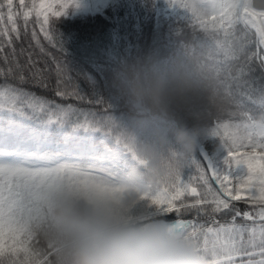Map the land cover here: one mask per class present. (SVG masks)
Instances as JSON below:
<instances>
[{"label": "snow or ice", "instance_id": "6c2138e0", "mask_svg": "<svg viewBox=\"0 0 264 264\" xmlns=\"http://www.w3.org/2000/svg\"><path fill=\"white\" fill-rule=\"evenodd\" d=\"M166 2L185 14L193 47L215 65L226 107L209 113L195 154L156 173L133 146L135 132L117 105L95 89L85 92L63 59L55 22L81 0H0V61L7 65L0 69V264H54L41 230L48 194L61 183L91 195L135 188L205 264H264V0ZM39 34L61 58L45 50ZM28 35L53 68L17 52ZM29 83L90 107L48 101L24 87ZM134 171L138 183H126Z\"/></svg>", "mask_w": 264, "mask_h": 264}, {"label": "clouds", "instance_id": "9594fccd", "mask_svg": "<svg viewBox=\"0 0 264 264\" xmlns=\"http://www.w3.org/2000/svg\"><path fill=\"white\" fill-rule=\"evenodd\" d=\"M111 86L129 115L133 146L156 173L195 154L206 138L209 113L226 107L217 69L199 47L126 59L114 70ZM139 175L134 171L126 183H138ZM41 231L54 264H205L135 188L91 195L57 184L48 194Z\"/></svg>", "mask_w": 264, "mask_h": 264}, {"label": "trees", "instance_id": "16d2710c", "mask_svg": "<svg viewBox=\"0 0 264 264\" xmlns=\"http://www.w3.org/2000/svg\"><path fill=\"white\" fill-rule=\"evenodd\" d=\"M184 15L180 10L171 9L166 0H110L102 10L94 13H76L69 9L65 17L55 22V38L63 39L66 52L63 59L81 88L85 92L95 89L111 100L117 105L116 115L131 126L129 115L113 94L111 85L114 70L124 60L142 53L156 51L177 55L188 46L198 43ZM39 39L47 52L57 58L62 57L44 39L43 34H39ZM15 46L18 53L23 48L31 52L34 59H41L40 67L44 66V61L48 62L50 69L54 67L49 57H42L30 35L22 37ZM18 58L23 63L26 56ZM6 68L7 65L0 61V69ZM9 82L14 83L11 79ZM3 83L4 79L0 76V84ZM50 83L55 84L54 72ZM258 86L264 87V77H261ZM24 87L48 101L73 104L84 109L90 107L75 100L57 97L51 87L43 89L31 83Z\"/></svg>", "mask_w": 264, "mask_h": 264}, {"label": "rangeland", "instance_id": "374dc122", "mask_svg": "<svg viewBox=\"0 0 264 264\" xmlns=\"http://www.w3.org/2000/svg\"><path fill=\"white\" fill-rule=\"evenodd\" d=\"M110 0H81L82 7L79 9H72L76 13L97 12L102 10Z\"/></svg>", "mask_w": 264, "mask_h": 264}]
</instances>
